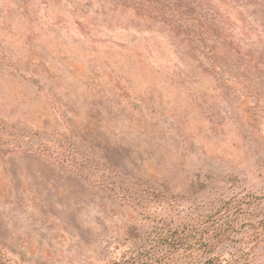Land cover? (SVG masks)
Wrapping results in <instances>:
<instances>
[{
  "label": "rangeland",
  "instance_id": "obj_1",
  "mask_svg": "<svg viewBox=\"0 0 264 264\" xmlns=\"http://www.w3.org/2000/svg\"><path fill=\"white\" fill-rule=\"evenodd\" d=\"M240 201L172 264H264V0H0V264L156 260Z\"/></svg>",
  "mask_w": 264,
  "mask_h": 264
},
{
  "label": "trees",
  "instance_id": "obj_2",
  "mask_svg": "<svg viewBox=\"0 0 264 264\" xmlns=\"http://www.w3.org/2000/svg\"><path fill=\"white\" fill-rule=\"evenodd\" d=\"M255 216H257L255 212L244 209L240 201L238 206L223 207V211L203 222L181 223L174 227L163 226L156 232L154 241V248L160 250L159 253L162 252L158 259H150L156 253L147 250L143 254H137L114 264H172L178 261L181 253L194 260L195 254L201 250L212 252L219 245L230 241L232 234L239 229L237 222L240 217ZM257 226H264V219Z\"/></svg>",
  "mask_w": 264,
  "mask_h": 264
}]
</instances>
